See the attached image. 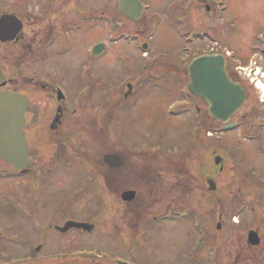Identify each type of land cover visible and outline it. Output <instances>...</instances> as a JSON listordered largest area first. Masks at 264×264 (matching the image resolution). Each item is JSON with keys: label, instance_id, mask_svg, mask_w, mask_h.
Returning <instances> with one entry per match:
<instances>
[{"label": "rangeland", "instance_id": "rangeland-1", "mask_svg": "<svg viewBox=\"0 0 264 264\" xmlns=\"http://www.w3.org/2000/svg\"><path fill=\"white\" fill-rule=\"evenodd\" d=\"M214 1L222 8L221 16L215 3L211 17L199 0H140L148 7L151 27L148 22L125 23L121 31L119 0H0V15L29 18L31 39L45 21L59 23L40 62L21 45L0 44V84L11 81L9 89L30 95V147L36 166L53 170L39 173L37 168L32 175L13 177L16 171L0 159V263L8 261L6 253L22 257V244L39 231L47 239L45 253L54 257L66 244L69 251H105L136 264H264V246L257 249L248 241L250 230H255L264 245V144L249 142L241 133L222 139L209 136L213 125H198L186 107L185 84L165 68H181L182 60L218 47L211 43L210 33L218 37L213 28L223 29L225 21L239 13L233 27H241L243 39L235 44L221 35L219 53L233 46L247 52L250 23H255V33L264 28V0ZM112 21L118 41L111 34ZM137 30L146 31V40L150 37L149 61L130 34ZM105 43L107 52L93 58L96 44ZM153 62L160 70L154 72ZM142 67L148 69L133 93L119 100L120 87L127 78L136 80ZM39 81L60 87L71 106L81 104L75 108L74 126L67 122L68 128L57 136L48 127L53 97ZM128 150H156L173 156V165L166 167L164 157L142 160L141 152ZM215 151L225 158V169L217 174ZM109 153L125 155L131 162L112 170L103 160ZM103 172L102 213L100 199L91 192L99 187L95 182ZM126 190L137 192L133 203L122 202ZM35 202L43 207L39 214ZM166 212L172 218L159 219ZM65 222L95 229L72 230L60 238L52 224L60 228Z\"/></svg>", "mask_w": 264, "mask_h": 264}, {"label": "flooded vegetation", "instance_id": "flooded-vegetation-1", "mask_svg": "<svg viewBox=\"0 0 264 264\" xmlns=\"http://www.w3.org/2000/svg\"><path fill=\"white\" fill-rule=\"evenodd\" d=\"M73 1L74 0L72 1L68 0V2L70 3H72ZM200 6L204 7V9L206 10V13L209 16L212 17L215 14V10L214 9L212 10V6L208 2H205V1L202 2V0H199V7ZM48 13H49L48 16H50V12ZM102 15L104 18V15H105L104 10L102 11ZM146 15H147V12H144L139 22L132 21L128 18H125L124 16H121V18H123L122 24H125V23H130L133 25L143 24V26H146L148 22V28H149L152 22L150 18L149 20H147L148 15L147 16ZM17 16L23 24V29L19 37L17 38L15 42L6 43L2 45H6V46L21 45L22 51L25 54L27 55L29 53L36 54V60L40 62L42 59L44 48L46 47L48 42L51 41L55 37L54 35L55 29H57L55 25H57L58 22L57 21L54 22L55 25L53 24L52 20L45 21L46 24L44 25H41L40 22H38V27H40L39 25H41L43 30L39 32L36 38L31 39L29 37V34L27 33V29H28L27 22L29 18L25 16L24 14L17 15ZM244 16H245V12H244ZM247 17H248V14H247ZM233 18L235 19L233 20L228 19L227 21H225L226 23L225 25L227 26L224 27L223 29H221L219 25H216L213 28L215 34L216 33L218 34L217 35L218 37H215V36L212 37V34L210 33L212 41H216L219 43L220 37L223 34H224V38H223L224 41L225 39H228V38L236 42L235 44L242 41L243 32H242L241 27L240 28L233 27V23L239 20V18H241V14L239 13L238 15L233 16ZM122 24L119 23V28L121 27ZM254 25L255 23H250L252 35L249 37V40L247 39V41H249L248 46L246 48L247 52L244 51L245 47L243 48V47L233 46L232 48L229 47L228 49L229 56L225 55L226 68H227L229 77L231 78L232 82L243 86L244 92L247 97V101L243 109L239 113L231 117L227 123H224L223 121L213 118L210 115L207 102L203 98L191 94L188 89L190 81H191L190 73H189L190 64L193 61H195L197 58H203L206 56L211 57V58H217L221 56V53H218L215 51L213 52L209 51V52L201 53L197 56H193L189 61L182 60L181 68H178L172 64L165 65L166 66L165 68H167V71L172 75H177V78L179 79V81L185 84V86H183L184 89L188 90L187 98H186V103H187L186 107L188 108L187 109L188 112L193 113L194 119L198 123V125L212 124L214 127L215 134L217 135L218 139H222V136H226L229 133L233 135L236 133H241L243 134L245 139H247V141L249 142H261L262 144H264V28H261V30L258 33H255V31L257 30V27H254ZM65 27L67 26L65 25L63 28ZM140 33H142L141 36L139 35ZM130 34H134V36L137 37L136 40L139 43L137 48L139 51L142 52V58L144 60L149 61L151 57V52H150L151 47L148 44L149 42L145 39L146 31L137 30L135 32L134 31L130 32ZM31 41L32 43L30 44ZM242 50L245 53H242ZM106 52H107V47H106L105 53ZM105 53H103V55ZM242 65H244V67H242ZM151 67L153 68L155 67L154 72H156L157 70H160L159 68H157V62L155 63L153 62ZM147 69L148 67H145V68L142 67L139 70V73H137V75L135 76L137 78L136 80H134L133 78H130L127 83L124 82L123 86H121L122 88L120 87V91H122V94L119 93L120 96H117L119 100L125 101L126 99L129 98V96L134 91V86H135L136 81L138 82V80L141 79V76L144 75ZM39 82L42 84L43 88L49 87L48 93L52 94V97H53L51 101V105L54 109V114L49 119V123H48L49 128L51 124L53 123V121L55 120L59 108L63 107L64 116L62 118L61 125L59 126V129L56 132H53L57 136L61 133L62 130H66L68 128L67 122L71 121L73 124L71 126L72 127L74 126L73 120L76 118L77 110L75 109V107H73L74 109L71 110L70 103L69 102L66 103L67 99H63L62 101L59 100V92L61 91L60 87L58 86L52 87L48 84H45L42 81H39ZM102 88L104 89L103 83H102ZM116 89L117 90L113 91V94L115 96L119 88H116ZM21 93H25L29 95L28 92H25V91H21ZM230 125L233 126V129L228 132L225 131L226 127ZM101 136H104V134H102ZM128 152L129 153L141 152L139 153L138 156L140 157V159L142 158V160L147 159V158L149 159L154 158L156 162L158 161V159H160V156L159 154L156 153V150L155 152H151V153L145 152V151H138V150H131V151L128 150ZM146 153H149V154H146ZM218 155H220V153L218 151H215L214 157ZM122 157H123V162H124L122 168H124L127 166L126 161L131 162V159L126 160L125 155H122ZM31 158L34 161V163L28 174H32L33 171H35V169L37 168L39 169L40 172L50 171V170H43L42 168L43 166H38V167L36 166V163L38 162V160L35 158L33 153H32ZM172 165H173V161L171 158H169L166 164V167H169V166L172 167ZM221 168L225 169V163L221 165ZM95 184H98L99 187L96 185V187L94 188L95 190H93L91 194L95 196L96 198L100 199V206H101V210L103 213L104 211V172H103L102 177H100V180L95 182ZM36 199H39V198H35L34 200ZM35 205H36V209L34 210H36L37 213L39 214L38 211L42 210L43 207L39 202H35ZM132 210H134V207L132 208ZM167 215H168V212H166L162 216L166 217ZM34 216L37 217V215L32 212V217ZM135 219L139 220L138 217L137 218L134 217V221ZM152 220L157 221L158 218L153 217ZM134 221L132 222V224H130L131 227H133ZM52 226H53V231L60 234V238L61 237L64 238L68 236V234L72 230H79V231L86 232L83 229H71L65 233H62L58 225L52 224ZM92 231H94V229ZM92 231H89V232H92ZM55 242L60 243L57 240H55ZM46 243H47V239L45 237L40 236L39 231H38V233L28 238L26 243L22 244V257H12L11 254L9 255L8 253H6L5 256L9 260L4 264H136V262L133 260L126 261L123 259L109 257L105 251H101L99 253L94 250L88 251L86 249L69 251L66 244H63V247H62L63 248L62 250L64 251H59L57 252L58 254L55 253L56 256L54 257L53 254L47 255L48 253H45ZM65 243H68V241H65ZM263 246L264 245H260L258 248L263 247Z\"/></svg>", "mask_w": 264, "mask_h": 264}, {"label": "water", "instance_id": "water-1", "mask_svg": "<svg viewBox=\"0 0 264 264\" xmlns=\"http://www.w3.org/2000/svg\"><path fill=\"white\" fill-rule=\"evenodd\" d=\"M121 8L124 15L138 21L143 12V6L139 0H121ZM22 23L14 15H6L0 19V41L3 43L14 41L22 31ZM104 46L95 47L93 56L103 53ZM223 57H204L195 60L189 68L191 83L190 92L204 98L213 117L228 121L236 114L246 101L245 93L240 85L234 84L226 73ZM3 84L2 86H5ZM1 86V87H2ZM0 87V89H1ZM61 100V97H60ZM30 105L28 96L12 91L0 90V158L18 171L26 172L32 164L30 149L25 137L26 111ZM52 126L53 130L62 118V109ZM106 164L111 168H120L123 164L122 157L118 154L106 155ZM216 166L223 163L221 157L215 159ZM211 190H215L210 184ZM136 198V192L128 191L122 196L125 202H132ZM72 228H84L92 230V226L68 222L62 229L66 232ZM222 226L219 224L218 229ZM249 242L253 246L260 244L256 232H251Z\"/></svg>", "mask_w": 264, "mask_h": 264}]
</instances>
